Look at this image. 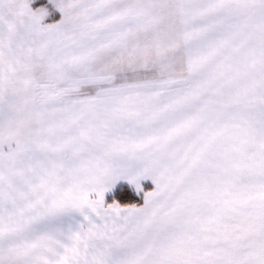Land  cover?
I'll list each match as a JSON object with an SVG mask.
<instances>
[{"label":"snow or ice","instance_id":"1","mask_svg":"<svg viewBox=\"0 0 264 264\" xmlns=\"http://www.w3.org/2000/svg\"><path fill=\"white\" fill-rule=\"evenodd\" d=\"M0 264H264V0H0Z\"/></svg>","mask_w":264,"mask_h":264}]
</instances>
